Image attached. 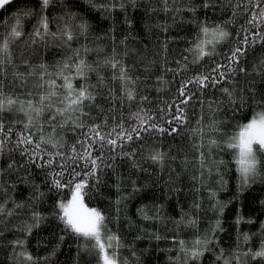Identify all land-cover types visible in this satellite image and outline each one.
<instances>
[{"label":"trees","instance_id":"trees-1","mask_svg":"<svg viewBox=\"0 0 264 264\" xmlns=\"http://www.w3.org/2000/svg\"><path fill=\"white\" fill-rule=\"evenodd\" d=\"M102 2L105 0H92L96 4ZM92 3L89 0H52L46 10L49 27L53 32L66 21L73 26L82 21L88 23L87 39L81 36L69 45H64L62 39L51 37L32 42L31 34L41 12L39 0H11L0 8V35H4L9 26L16 23L17 17L25 33L11 46L12 63L5 66V91L21 99L37 100L39 94L47 89V85L44 88L38 86L42 72L39 65L44 64L49 73H55L56 66L73 55V49L87 45L91 50L85 59L96 69L88 73L87 82L96 85V100L85 107V112L89 113L83 117L85 123L101 124L106 120L109 126L122 122L125 127H130L137 123L133 114L143 109L154 116L157 123L167 128L169 125L165 121L170 119L171 114H175V105L171 113L168 105L177 98L181 79L201 71L207 72L217 62L226 63L225 57L239 44L237 33L241 32V26L247 27V16L243 9L232 18L233 9L229 0H215L216 6L210 9L199 7L202 0H178L177 6L182 9L197 6L195 13L187 10L179 13L165 12L162 0H136L135 6L129 3L124 10L117 7L111 12L97 10ZM25 12L31 15H25ZM70 15L74 18L69 19ZM230 19L233 22L228 25V31L232 36L217 45L215 55L205 57L199 63H192V54L186 49L199 32L198 22L207 21L214 25ZM113 48L117 59H122L129 74L134 79L138 78L135 85L136 99L133 101H113L108 94V89L112 88L116 97L122 96L120 82L111 78L113 70L102 64L106 57L112 55ZM184 56L188 57V71L179 74L169 71L178 68L176 62L182 61ZM261 58H264V47L257 44L241 57L240 66L247 71L238 72L231 84L225 82L216 88L205 89L203 93L194 89L196 94L185 108L187 123L180 126L178 133L144 134L142 140L128 145L126 150L136 152L134 160L139 167H134L133 161L127 157L117 158L112 168L103 170L99 184L93 186L94 182L89 181L84 203L90 208L103 211L107 217V229L120 237L122 246L118 254L121 261H126V264H182L178 241L182 239L190 242L197 235L203 236L213 228L215 241L209 246L211 251L205 252L195 264H220L216 260L220 249L224 250L226 256H231L249 247L253 251L259 248L264 238V228L261 227L264 225V156H259L261 174L242 185L237 171L236 150L228 149L226 144L239 131V126L247 123L253 114V108L249 107L251 92L255 91L257 99L264 93V77L253 72L254 65ZM29 72L35 74L28 75ZM14 73L23 74V79L17 78ZM97 73L104 78L103 83L99 81ZM47 79H56L57 85L63 83L55 76H45ZM83 83L79 79L73 81L75 87ZM221 87H234L238 95L248 100V104L233 113V106L219 90ZM28 93L32 94L31 97ZM142 97L147 99L142 100ZM211 101L219 103V109L216 104L210 108L208 104ZM47 115L45 112L44 119ZM0 118L14 132L9 148L0 154V202L7 200L8 208L13 207V201L24 204L23 208L16 209L15 215L0 217V232L3 233L0 235V264H22L11 244V241L17 239L25 241L26 250L39 258L38 264H97L95 251L91 249L92 242L65 230L58 218L59 209L56 205L59 201L67 202L71 198V189L53 188L49 176L53 169L41 168L39 162H28V158L19 149H14L18 134L24 131L23 124L18 121H26V117L23 113L7 112L0 114ZM213 122L220 125V133L208 127ZM200 127L204 128L205 133L204 169H201L197 160L198 153L192 147L193 143H199V134H194V131ZM33 132L35 136L40 135L35 129ZM50 133L51 129L45 124L44 135L47 137ZM224 133L227 135L221 140ZM79 134V130L74 132L67 127L57 128L55 133L57 139L63 137V151H68V146L75 142ZM209 136L221 140L224 147H213L209 154ZM42 148L49 152L55 151L50 145H42ZM153 148L167 153L163 169L143 158ZM13 162L14 167L10 169L8 165ZM208 168L212 169L211 173ZM133 182L138 191L133 190ZM117 183L120 185L119 192ZM35 186H39V191L43 193L38 199L33 195ZM213 192L214 198L211 197ZM120 197L125 199L117 205L115 202ZM194 202H199V209H193ZM141 209L150 217L158 210L159 216L144 219ZM33 211L38 212L42 220L38 227L32 228L31 234H26L19 229L25 223H32ZM185 213L197 219L195 228L176 223ZM244 234L251 237L247 243L243 240ZM156 235L161 239H155ZM108 251L111 254L112 250ZM247 264H264V261L248 258Z\"/></svg>","mask_w":264,"mask_h":264},{"label":"snow or ice","instance_id":"snow-or-ice-1","mask_svg":"<svg viewBox=\"0 0 264 264\" xmlns=\"http://www.w3.org/2000/svg\"><path fill=\"white\" fill-rule=\"evenodd\" d=\"M11 0H0V8L9 4ZM41 12L37 26L34 28L31 36L32 42L36 43L37 39L43 41L46 37L53 39H62L64 45H69L74 39L83 36L87 39L89 25L86 21H82L77 25H71L65 22L62 27H58L56 32L51 31L49 27V18L45 14L46 10L52 3V0H39ZM92 3V0H89ZM135 6L136 0H105V2L92 6L97 10L111 12L117 7L124 10L127 4ZM165 12L172 11L179 13L182 10L195 13L197 6H189L187 9L178 7V0H162ZM232 5V18L234 19L240 9L246 14V25L241 26V32L237 33L239 44L230 50L225 57L226 63L217 62L207 72L201 71L186 79H181L177 88L178 96L168 105L169 113L172 106L175 105V114H171L170 119L165 123L169 127L156 122L154 116L149 115L143 109L133 114V118L137 121L136 124L125 127L122 122H116L109 126L105 120L101 124H86L83 117L89 115L85 112V107L90 106L96 100V85L89 84L88 73L96 71L95 68L85 59L87 53L91 50L87 45H82L81 48L73 49V55L59 63L55 73H49L47 66L39 65L42 69L40 73L41 88L47 85L45 92L39 94L37 100L21 99L18 95L5 91V72L6 65L12 63L11 46L22 36L25 35L20 18L17 17L16 23L9 26V29L4 35H0V114L7 112L23 113L26 121H18L23 124L24 131H21L15 142L14 149H19L21 154L28 158V162L36 164L39 162L41 168L47 167L53 170L49 173L51 177V186L57 190L63 188L71 189V198L65 201H59L56 207L59 209L58 218L65 226V230L85 241H91V249L95 251L97 264H126V261H121L118 250L122 246L120 237L107 229V217L103 211L88 207L84 203V197L87 194L85 189L89 187V181H93V186L100 183V176L105 168H112L117 158L127 157L133 161L134 167H139L138 162L134 160L136 152L134 150H126L127 146L135 141L143 139L144 134L157 132L160 134L167 133L173 135L179 132L180 126L187 123L185 108L189 101L195 96V90L203 93L205 89H213L225 82L231 84L234 76L239 73H245L247 70L240 66V59L246 55L250 48L257 44L264 47V0H229ZM215 0H202L201 5L204 9L215 7ZM155 11V9H153ZM25 15H31L30 12H25ZM74 17L70 15L69 19ZM233 22L232 19L225 21L223 24L210 25L207 21L198 22L199 32L192 41L191 46L186 49L192 54V63H199L205 57H212L216 54L218 44L227 41L232 33L228 31V25ZM75 28V31L73 30ZM165 31L167 28L165 27ZM123 43V41H121ZM166 50V45L164 46ZM99 51V50H98ZM184 61V62H182ZM182 61H177L178 68L169 69L174 74L187 72L188 67L186 61L188 57H182ZM102 64L113 70L112 80H118L121 86V97H116L113 94V89H108V94L113 101L117 99H126L133 101L136 99L137 79H134L123 63L122 59H117L115 48L112 50V55L106 57ZM147 70V69H146ZM253 72H256L261 77H264V58H261L259 63L254 65ZM34 72H29L28 75H33ZM17 78L23 79V74H16ZM99 81L103 83L104 78L99 76ZM45 76H55L63 81L57 85L56 79H47ZM79 79L84 83L79 87H75L73 81ZM160 79V78H158ZM226 97L227 102L232 105L233 113L240 111L245 104H248L242 95H238L234 87H221L219 89ZM31 93L28 96L31 97ZM146 100L147 97H142ZM251 104L253 114L249 121L242 126H239V131L227 141L228 149L236 150L237 171L240 173L242 185H246L250 180L261 174L259 169V156H264V93L260 94L257 99L255 91L251 92ZM87 102V104H86ZM204 101L201 100V104ZM216 104L219 109V103L216 101L209 102L211 108ZM163 111V110H162ZM47 112V118L44 119V114ZM143 113V114H142ZM199 123V121H198ZM45 124L51 129V133L46 137L44 135ZM175 125V126H173ZM69 128L72 131H78L79 135L75 142L68 146V151H63L65 147L63 137L56 138L57 128ZM214 132L220 133V125L213 122L208 126ZM39 132V136H35L33 132ZM194 134H199V143H193V150L198 153L197 160L201 169L206 167V157L203 151L204 148V128L200 127L194 131ZM14 135L13 128L10 125L6 126L3 118H0V154L9 148ZM227 133H224L221 140ZM35 136V138H34ZM221 140L208 137L209 154L211 148H223ZM42 145H50L55 151L49 152L42 148ZM255 146V147H254ZM13 149V150H14ZM57 157L59 159H57ZM158 165L161 169L164 167V162L168 158L167 153L159 149H150L148 155L143 157ZM172 159H175L174 157ZM219 163H223L220 161ZM55 165V168H53ZM8 167H14V162L9 163ZM146 171V170H145ZM211 173L212 169L208 168ZM218 171V165H217ZM67 173V178L65 175ZM203 175V173H201ZM196 179V177H193ZM222 180V177H221ZM34 198L38 199L43 195L39 191V186H35ZM117 191H120V185H116ZM2 190V185H0ZM133 190L138 191L133 182ZM211 197H215V193H211ZM125 197H120L115 202L119 205ZM8 201L0 202V217L8 218L16 214V209L24 207L22 203L13 201V207H7ZM193 209H199V202H194ZM119 211V209H117ZM144 219L158 218L159 211L152 217L148 216L143 209L140 210ZM32 223H25L21 231L26 234H31L33 227H38L42 217L33 211L31 213ZM239 222V221H238ZM179 224H185L195 228L197 219L185 213L179 221ZM219 226L217 221L216 227ZM264 228V225L261 226ZM215 228L210 229L203 236L197 235L190 242L179 240V252L182 254V264H195L204 255L205 252L211 251L209 247L215 241ZM3 233L0 232V235ZM63 236L60 237L63 240ZM155 239H161L156 235ZM251 237L248 234L243 235V240L247 243ZM13 252L22 264H38L39 258L34 257L25 248V241L17 239L11 241ZM111 249V254H109ZM246 258V259H242ZM264 261V238L261 239L260 246L253 251L251 247L242 253H236L231 256H226L223 249L219 250L216 260L220 264H247V259ZM47 259V258H44Z\"/></svg>","mask_w":264,"mask_h":264}]
</instances>
